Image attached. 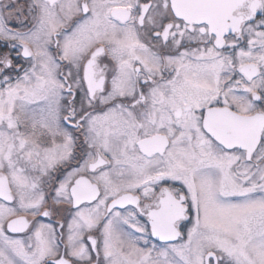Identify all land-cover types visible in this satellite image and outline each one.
<instances>
[{
    "label": "snow or ice",
    "instance_id": "snow-or-ice-1",
    "mask_svg": "<svg viewBox=\"0 0 264 264\" xmlns=\"http://www.w3.org/2000/svg\"><path fill=\"white\" fill-rule=\"evenodd\" d=\"M0 264H264V0H0Z\"/></svg>",
    "mask_w": 264,
    "mask_h": 264
}]
</instances>
